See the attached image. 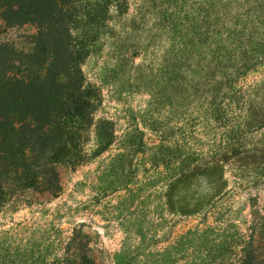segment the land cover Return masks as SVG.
<instances>
[{
  "label": "rangeland",
  "instance_id": "rangeland-1",
  "mask_svg": "<svg viewBox=\"0 0 264 264\" xmlns=\"http://www.w3.org/2000/svg\"><path fill=\"white\" fill-rule=\"evenodd\" d=\"M198 7L199 0H127L123 14L112 11L110 29L82 66L100 97L89 157L61 169L56 198L0 207V248H42L51 261L78 230L95 264H181L188 233L208 227L216 228L205 235V248H241L254 215L264 217V129L238 141L228 133V140L234 122L220 128L173 76L170 29L179 24L185 33L190 13L197 23ZM35 32L16 27L0 38L21 49ZM263 79L264 67L240 84ZM100 121L113 123L115 138L95 155ZM243 145L247 152L234 154ZM184 150L194 152L195 171L186 172L178 158Z\"/></svg>",
  "mask_w": 264,
  "mask_h": 264
},
{
  "label": "trees",
  "instance_id": "trees-1",
  "mask_svg": "<svg viewBox=\"0 0 264 264\" xmlns=\"http://www.w3.org/2000/svg\"><path fill=\"white\" fill-rule=\"evenodd\" d=\"M126 6L127 0H0V33L36 30L26 48L0 38V207L56 198L63 189L61 169L86 162L100 97L82 66L110 29L112 11L121 15ZM190 15L185 33L179 24L169 32L173 76L183 78L189 98L198 96L196 103L220 128L234 122L228 140V133L237 141L255 135L264 129V79L240 82L264 67V0H199L197 23ZM95 134L96 155L114 141L113 123L100 121ZM178 158L186 172L195 171L194 152L184 150ZM215 228L188 233L187 247L179 248L181 264H264V217L254 215L241 248H205L204 237ZM85 237L74 230L63 256L51 261L42 248H0V264H95Z\"/></svg>",
  "mask_w": 264,
  "mask_h": 264
}]
</instances>
